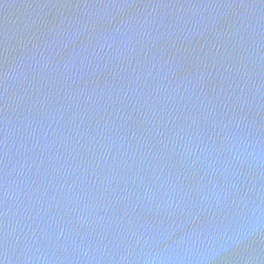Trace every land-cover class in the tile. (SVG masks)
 <instances>
[{"label":"water","instance_id":"1","mask_svg":"<svg viewBox=\"0 0 264 264\" xmlns=\"http://www.w3.org/2000/svg\"><path fill=\"white\" fill-rule=\"evenodd\" d=\"M2 264H264V0H0Z\"/></svg>","mask_w":264,"mask_h":264},{"label":"snow or ice","instance_id":"2","mask_svg":"<svg viewBox=\"0 0 264 264\" xmlns=\"http://www.w3.org/2000/svg\"><path fill=\"white\" fill-rule=\"evenodd\" d=\"M0 264H2V262H0Z\"/></svg>","mask_w":264,"mask_h":264}]
</instances>
